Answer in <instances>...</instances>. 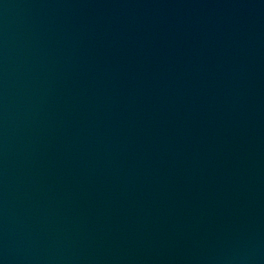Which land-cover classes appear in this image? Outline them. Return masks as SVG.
Instances as JSON below:
<instances>
[{
  "label": "water",
  "instance_id": "1",
  "mask_svg": "<svg viewBox=\"0 0 264 264\" xmlns=\"http://www.w3.org/2000/svg\"><path fill=\"white\" fill-rule=\"evenodd\" d=\"M0 264H264V0H0Z\"/></svg>",
  "mask_w": 264,
  "mask_h": 264
}]
</instances>
